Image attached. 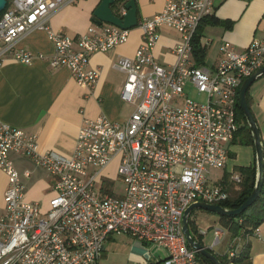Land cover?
Returning <instances> with one entry per match:
<instances>
[{
  "label": "built area",
  "instance_id": "1",
  "mask_svg": "<svg viewBox=\"0 0 264 264\" xmlns=\"http://www.w3.org/2000/svg\"><path fill=\"white\" fill-rule=\"evenodd\" d=\"M77 1L7 0L0 15V64L44 60L50 68H66L77 86L91 90L98 78L89 66L91 55L124 44L130 30L102 23L73 37L53 31L51 15ZM124 5L115 16L126 14ZM213 10L214 0H166L159 13L137 19L139 47L133 57L114 63L125 74L120 99L133 111L121 122L84 119L69 157L42 151L34 135L0 122V171L7 180L0 207V264H100L107 242L119 236L160 249L163 256L145 264H203L187 245L182 218L192 204L228 199V186L222 178L213 182L210 170L225 168L238 130V90L264 66V38L252 39L240 52L222 42L215 67L194 66L193 35ZM163 27L181 36L169 67L157 63L152 52ZM34 30L50 39V56L18 46ZM190 92L202 101L188 97ZM15 156L51 177L53 196L45 211L25 200L24 183L32 169L19 170ZM115 158L120 194L103 174ZM229 179L241 180L238 173ZM253 236L260 237L258 228ZM222 237L221 227L213 229L209 248ZM233 254L228 250V257Z\"/></svg>",
  "mask_w": 264,
  "mask_h": 264
},
{
  "label": "crops",
  "instance_id": "2",
  "mask_svg": "<svg viewBox=\"0 0 264 264\" xmlns=\"http://www.w3.org/2000/svg\"><path fill=\"white\" fill-rule=\"evenodd\" d=\"M138 17H151L159 13L166 0H135ZM100 0H78L61 7L49 18V25L55 32L73 37L84 33L93 22V11ZM214 16L232 23L226 29L218 25H206L202 29L201 44L206 46L205 67H215L220 58L219 46L230 43L242 51L254 39L264 38V0H214ZM212 14V15H213ZM211 16V15H210ZM153 48L157 63L169 67L176 61L173 47L181 36L173 29L161 28ZM141 43L140 30L129 31L124 44L107 53L91 55L89 66L98 74L91 90L77 86L69 71L64 68H50L46 61L35 60L23 65L12 60L0 64V122L22 129L36 137L42 151L51 150L69 157L73 151L78 130L84 119L103 116L110 121L121 122L129 118L133 106L120 99L125 74L114 67L118 57H133ZM18 46L31 53L50 56L53 45L44 31L34 30L21 38ZM251 112L261 139H264V77L249 88ZM230 169L224 174L238 173L235 168L255 163L253 146L231 143L228 147ZM19 170L32 169V175L25 180V200L39 204L40 210L48 208L53 196L52 179L45 171L34 168L32 163L20 157H13ZM7 188L5 175L0 171V207ZM260 237L250 238L251 264H264V222L258 227ZM114 238L107 244L114 243ZM128 245V264H145L163 255L160 249L119 236ZM103 257L106 255V249ZM209 248V247H208Z\"/></svg>",
  "mask_w": 264,
  "mask_h": 264
},
{
  "label": "trees",
  "instance_id": "3",
  "mask_svg": "<svg viewBox=\"0 0 264 264\" xmlns=\"http://www.w3.org/2000/svg\"><path fill=\"white\" fill-rule=\"evenodd\" d=\"M128 0H114V4L111 6L113 12L117 11L118 5L125 4ZM137 8V4H136ZM1 15V12H0ZM138 17V8H137ZM139 18V17H138ZM206 25H218L223 26L226 29L231 28L232 23L229 21H221L217 19L214 14L207 16L201 20L198 24L197 30L192 38V51L191 55L194 61V66L201 67L205 66L206 58V46L201 44L202 29ZM264 77V76H263ZM239 93V90H238ZM246 99L249 108L251 107V99L249 96V89L246 92ZM251 110V108H250ZM235 117L238 124V130L234 135L232 143H238L241 145L253 146V139L251 135L250 128L246 122L243 112L238 104V95L235 108ZM263 148V160H264V139L262 140ZM235 170L240 176V182L238 184H233L230 182V174L225 173L221 181L223 184L228 186V199L219 203V205L228 210L237 209L250 195L254 184L256 176L255 163L251 166H239ZM264 170V167H263ZM264 222V181L258 198L241 214L237 216L229 217H219V226L231 235V243L228 250L233 251V256L228 257L226 251L222 256H218L213 253L221 264H251V254H250V238L253 236L254 229L258 228ZM188 229L191 232L192 238L202 243V236L199 232H196L194 227V221L190 218L188 219ZM193 231V232H192ZM193 234V235H192ZM198 237L195 238V237ZM197 257L203 264H212L208 259L197 253ZM160 264V263H159Z\"/></svg>",
  "mask_w": 264,
  "mask_h": 264
},
{
  "label": "water",
  "instance_id": "4",
  "mask_svg": "<svg viewBox=\"0 0 264 264\" xmlns=\"http://www.w3.org/2000/svg\"><path fill=\"white\" fill-rule=\"evenodd\" d=\"M7 0H0V12L4 10L6 6ZM114 4V0H100L99 4L93 11V22L95 25H101L102 23H108L115 25L124 30L134 29L137 25V8L135 0H128L125 3L126 14L119 18L114 15L111 10V6ZM264 76V66H262L259 70L254 72L250 77L245 79L238 93V104L243 112V115L246 119V122L250 128L254 150H255V168H256V176H255V184L247 199L234 210L225 209L219 205H209L205 203H196L190 205L186 211L184 212L182 218V231L184 237L186 239L187 245L194 249L198 254L208 259L212 264H221L217 257L210 251L211 249L205 247L201 243L195 241L191 233L188 229V219L191 212L194 209H202L211 213L218 215V217H229V216H237L244 212L259 196L263 181H264V160H263V148H262V139L259 134L258 127L256 125L255 119L252 115V112L248 106L246 99V92L251 87L255 81Z\"/></svg>",
  "mask_w": 264,
  "mask_h": 264
},
{
  "label": "rangeland",
  "instance_id": "5",
  "mask_svg": "<svg viewBox=\"0 0 264 264\" xmlns=\"http://www.w3.org/2000/svg\"><path fill=\"white\" fill-rule=\"evenodd\" d=\"M188 97L194 100L202 101V97L196 95L193 92H190L188 94ZM231 164V162H227L224 170L230 169ZM117 166L118 158H115L103 171V174L113 182L114 192L116 194H120L122 193L123 183L120 179H117ZM224 170L211 169L209 178L213 182L219 181L224 176ZM190 218L194 221V227L196 232L206 233L202 237V243L205 247H210L213 241V229H220L218 223V215L202 209H194L190 214ZM195 238L198 239L197 236ZM119 239V237H116L114 238V243L106 244L108 246V248L106 249V255L102 257V259L100 260V264H128V245L123 244V242ZM231 241V235L226 231H223V237L221 241L215 247L212 248L213 253L218 256H222L228 250Z\"/></svg>",
  "mask_w": 264,
  "mask_h": 264
}]
</instances>
